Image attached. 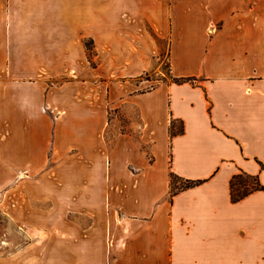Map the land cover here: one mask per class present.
I'll return each instance as SVG.
<instances>
[{"label":"crops","instance_id":"0c3cea01","mask_svg":"<svg viewBox=\"0 0 264 264\" xmlns=\"http://www.w3.org/2000/svg\"><path fill=\"white\" fill-rule=\"evenodd\" d=\"M55 1L0 0V264H264V189L234 203L230 188L242 173L264 187V0L42 9ZM123 16L194 83L130 89L140 141L110 144L122 89L59 90L52 63L58 33L113 35L99 47L114 49ZM173 175L199 184L172 192Z\"/></svg>","mask_w":264,"mask_h":264},{"label":"rangeland","instance_id":"374dc122","mask_svg":"<svg viewBox=\"0 0 264 264\" xmlns=\"http://www.w3.org/2000/svg\"><path fill=\"white\" fill-rule=\"evenodd\" d=\"M90 4L94 6L93 10L98 11L100 3L95 1ZM67 5L69 3L64 0H56L52 3H42V9H50L51 6V9H55L59 15H64L67 7H69ZM128 16H123L121 19L122 26L127 31L125 30L121 34L118 40L119 43H117L114 49L110 48V46L105 48L99 47L103 44L100 43L101 40L106 41L108 40L107 38H111L110 40H112L113 35H105L98 32L90 34L58 33L57 60L55 64L52 63V70H55L57 73L56 84L59 90H65L66 86L72 85L71 83L74 82L95 85V87L102 84L107 90H109L108 85L122 89L125 96L122 97L121 103H107L109 115L111 119H114L112 134L109 137L110 144H112L116 133H132L140 141L141 122L137 111L126 104L127 102L124 104V101L129 99L128 94L125 93L132 89L136 95L146 94L154 90L161 83L171 84L175 83L174 79H177L172 75L170 70L168 62L169 50H167L166 44L160 43L158 50H150L149 44L143 38L145 34H129L130 29L139 30L142 25L137 17ZM93 21L96 20L94 19ZM107 21L112 24L113 19L107 18ZM104 37L105 39H103ZM41 52L44 53V50ZM149 62L151 63L150 68ZM143 66L147 67L142 71ZM117 72L121 75H116ZM133 72L138 73L131 75L134 74ZM112 74L118 77L112 76ZM188 82L194 83L192 79ZM128 86L130 87L129 90ZM67 92L68 90L64 94ZM59 98L63 99L65 96ZM115 106L120 107L116 109ZM178 128L180 129V127ZM147 148L149 149L148 146L141 145V149L144 151ZM183 185V181L174 179L172 182V192H176ZM4 223L3 215L0 211V254L8 250H5L2 246ZM262 263L259 261V264ZM251 264L254 263L251 262Z\"/></svg>","mask_w":264,"mask_h":264},{"label":"trees","instance_id":"16d2710c","mask_svg":"<svg viewBox=\"0 0 264 264\" xmlns=\"http://www.w3.org/2000/svg\"><path fill=\"white\" fill-rule=\"evenodd\" d=\"M190 80L191 79L180 78V79H174V82L177 84H181L188 82ZM174 179L181 180L184 182V185L182 186V188L178 189V191L186 190L199 184V182L183 180L174 175L171 178V184ZM230 188H231V199L234 203L243 200L244 198H246L247 196H249L254 192L262 191L264 189L258 177L249 176L245 173L233 177L230 183Z\"/></svg>","mask_w":264,"mask_h":264}]
</instances>
